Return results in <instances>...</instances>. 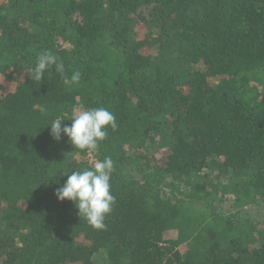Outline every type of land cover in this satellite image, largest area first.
<instances>
[{
    "label": "trees",
    "instance_id": "16d2710c",
    "mask_svg": "<svg viewBox=\"0 0 264 264\" xmlns=\"http://www.w3.org/2000/svg\"><path fill=\"white\" fill-rule=\"evenodd\" d=\"M45 50L78 85L30 78ZM93 107L117 123L94 158L50 135ZM106 156L101 230L55 191ZM245 205L264 206V0H0V264H264Z\"/></svg>",
    "mask_w": 264,
    "mask_h": 264
},
{
    "label": "clouds",
    "instance_id": "9594fccd",
    "mask_svg": "<svg viewBox=\"0 0 264 264\" xmlns=\"http://www.w3.org/2000/svg\"><path fill=\"white\" fill-rule=\"evenodd\" d=\"M55 67V71L63 77L67 86L78 85L81 72L74 71L70 77L65 76V67L60 58L51 50H45L37 55L30 78L42 81L47 70ZM60 117L52 120L50 135L57 141L61 134L66 135L75 148L95 152L108 136V129L117 127L114 114L104 107H93L74 113L70 125L62 127ZM115 170L114 161L110 156L97 160L91 168L73 170L62 186L56 189L58 200L73 201L78 209L79 217H83L89 225L96 229H105V218L112 210L115 197L111 194V177ZM66 175V174H64Z\"/></svg>",
    "mask_w": 264,
    "mask_h": 264
},
{
    "label": "rangeland",
    "instance_id": "374dc122",
    "mask_svg": "<svg viewBox=\"0 0 264 264\" xmlns=\"http://www.w3.org/2000/svg\"><path fill=\"white\" fill-rule=\"evenodd\" d=\"M150 9H151L150 6L149 7L142 6V7L139 8L138 13L140 15H143V16H148L149 12H150ZM189 67H191V68H193V67L194 68H201L200 65L194 66L193 64H190ZM24 70L25 69L23 68L22 65L21 66H16V64L12 63L11 65H9V67L7 69V72L9 74V76H20V75L23 74ZM219 82L220 81H216L215 83L218 84ZM94 157H95V152L91 153V158H94ZM223 186H224V184H223ZM222 188H223L224 191H226V189L224 187H222ZM225 196L230 201H232V202L234 201L233 198L235 197V194L233 192L227 191ZM228 199L226 200L227 202L225 203V207H223V208H229V209H232V211H234L233 210L234 208L231 206V202H229ZM245 207H246V210H245L246 213L249 212L251 215H253L252 217H254V219L255 218L256 219L257 218L258 219H264V206L257 205V206H253L252 207V206H249V205H245ZM263 224H264L263 221H261V223L258 225V229L262 228ZM262 230H264V228ZM256 237L259 240V238L261 237V233H257ZM262 237H263L262 241H264V233H263ZM257 244H260V241H257L256 245ZM95 262H96V264H109L107 259H106V257H105V254L103 252H99L97 254V256H95Z\"/></svg>",
    "mask_w": 264,
    "mask_h": 264
}]
</instances>
